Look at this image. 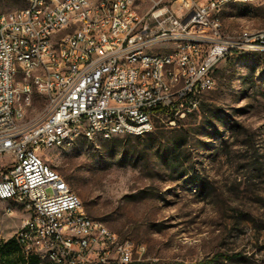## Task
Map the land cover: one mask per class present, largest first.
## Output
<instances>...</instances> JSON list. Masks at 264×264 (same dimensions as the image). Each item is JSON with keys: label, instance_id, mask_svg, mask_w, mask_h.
<instances>
[{"label": "built area", "instance_id": "2783aa9c", "mask_svg": "<svg viewBox=\"0 0 264 264\" xmlns=\"http://www.w3.org/2000/svg\"><path fill=\"white\" fill-rule=\"evenodd\" d=\"M230 1L242 0H104V7L97 0H40L39 7L0 15V202L18 200L24 219L16 239L28 248L25 257L51 264L143 263V245L90 218L73 199L45 161V144L54 149L59 137L77 133L90 141L105 125L122 138L137 137L139 126L152 132L156 119L175 126L199 111L223 59L264 49V34L217 27V7ZM136 49L143 58L120 63L124 51ZM15 58H22V70H15ZM32 58L42 60V69L32 67ZM155 63L173 80L187 77L186 88L173 94L155 76ZM41 70H48V82H41ZM26 77H37L46 93L40 116L47 123L30 130H23L33 103ZM19 95H27L26 106H17ZM110 101L124 102V109L110 108Z\"/></svg>", "mask_w": 264, "mask_h": 264}, {"label": "rangeland", "instance_id": "374dc122", "mask_svg": "<svg viewBox=\"0 0 264 264\" xmlns=\"http://www.w3.org/2000/svg\"><path fill=\"white\" fill-rule=\"evenodd\" d=\"M27 5L0 0V15ZM220 17L228 34L264 29V2L227 5ZM234 54L219 63L200 110L175 126L161 118L142 137L45 151L90 218L145 247L141 264H203L217 255L232 261L211 264H264V52ZM23 219L0 202V249ZM20 260L0 252V264Z\"/></svg>", "mask_w": 264, "mask_h": 264}, {"label": "bare ground", "instance_id": "6f19581e", "mask_svg": "<svg viewBox=\"0 0 264 264\" xmlns=\"http://www.w3.org/2000/svg\"><path fill=\"white\" fill-rule=\"evenodd\" d=\"M258 3L257 0H242V1H230L228 5H253ZM40 0H28V5L24 9H31V7H39ZM227 5H222V7H217V27L223 29V22L220 17L221 10ZM97 7H104V0H97ZM82 33H89V26H82ZM33 34H40V27H33ZM239 35H259L264 34V29L260 30H251L245 29L238 33ZM53 47H60V40H53ZM248 51H262L264 49H242L240 53ZM143 58V49L129 50L124 51L120 56V63H129L131 59H141ZM32 67L35 69H42V60L40 58H32ZM23 60L22 58H15V70H22ZM155 76L159 80H162L165 87H173V94H180V90H184L187 86V77H180L177 80H173L169 70L163 69L162 63H155ZM41 82H48V70H41ZM26 88L27 95H29L30 100H33L32 107H27L26 115H24L23 121V130H30V127L33 126H42V123H47V116H40L42 111L45 110L46 104V93L40 91L38 86L37 77H26ZM27 95H19L17 97V106H26ZM35 105H40L39 115L37 117L31 118L29 116V111L33 109ZM110 108L114 109H124V102L122 101H110ZM149 126H139L136 129V136L142 137L149 134ZM122 137L117 135V128H114L113 125H105L100 129L99 133H96V136H93L90 141L102 139V140H111L114 138ZM84 139L87 140V134L77 133L73 136H61L59 137V143H56L54 147L57 146H72L76 141ZM52 148V144H45V151ZM69 194L72 195L73 199L80 200L79 197L72 192L68 185ZM5 203L13 204L19 208L18 200L13 198H6ZM11 211L10 209H8ZM18 236V233H17ZM16 236V238H17ZM20 245L19 241H17ZM22 252L25 256H28V248L24 245H20Z\"/></svg>", "mask_w": 264, "mask_h": 264}, {"label": "trees", "instance_id": "16d2710c", "mask_svg": "<svg viewBox=\"0 0 264 264\" xmlns=\"http://www.w3.org/2000/svg\"><path fill=\"white\" fill-rule=\"evenodd\" d=\"M234 55L236 56V54H234ZM116 139H118V138L111 139L112 141H110V142H114V141H116ZM4 251L6 252V255L14 254V253H17L18 255H20L23 258V261L20 260L21 262H23V264H51V263H49L47 261H43L39 257H34V256L33 257H25V255L23 254L22 249H21L20 245L18 244L16 238L14 240L4 244L1 247V249H0L1 254ZM236 259H238V257ZM219 260L232 261V258L227 257V256H223V255H217L210 262L203 263V264H211V263L219 261Z\"/></svg>", "mask_w": 264, "mask_h": 264}, {"label": "crops", "instance_id": "0c3cea01", "mask_svg": "<svg viewBox=\"0 0 264 264\" xmlns=\"http://www.w3.org/2000/svg\"><path fill=\"white\" fill-rule=\"evenodd\" d=\"M4 203V202H3ZM7 204V203H6Z\"/></svg>", "mask_w": 264, "mask_h": 264}]
</instances>
